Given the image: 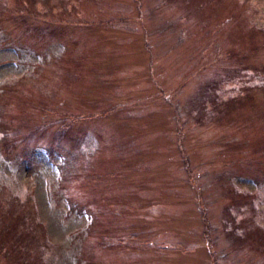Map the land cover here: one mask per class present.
I'll return each instance as SVG.
<instances>
[{
  "label": "rangeland",
  "instance_id": "1",
  "mask_svg": "<svg viewBox=\"0 0 264 264\" xmlns=\"http://www.w3.org/2000/svg\"><path fill=\"white\" fill-rule=\"evenodd\" d=\"M31 203L0 264H264V0H0V213Z\"/></svg>",
  "mask_w": 264,
  "mask_h": 264
},
{
  "label": "trees",
  "instance_id": "2",
  "mask_svg": "<svg viewBox=\"0 0 264 264\" xmlns=\"http://www.w3.org/2000/svg\"><path fill=\"white\" fill-rule=\"evenodd\" d=\"M235 99H238V98H235ZM32 206H33V204H32ZM14 207L12 208V210H13V212L17 210L15 213H9V212L4 213V214L0 213V228L2 226L1 216H8L14 220L12 223H10L8 225V227L6 228L5 231L0 229V250H2L4 252V251H8L9 249H11V250L15 249L14 251H12L13 254L15 253V251L18 252L19 250H21V246H23L27 241L34 240V238H35L34 235H36L37 230L46 238L45 229L43 227V224L38 219V216L34 215V211H35V210L33 211L34 206L32 207V217L33 218H31V213H28V221L27 222L25 221L24 225L19 226L18 228H16L14 222L21 215L20 214L21 210H19L18 207L17 208H14ZM29 227L34 228L35 231H33L31 233L29 230L30 229ZM5 233H8L9 235H4ZM257 235H261L262 237H264L263 236L264 234L260 233V232H258ZM17 246L20 249H18ZM28 250L29 249H27V251ZM8 253H10V252H8ZM18 256H20V254ZM33 261L37 262L36 258H33Z\"/></svg>",
  "mask_w": 264,
  "mask_h": 264
}]
</instances>
